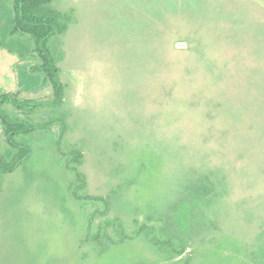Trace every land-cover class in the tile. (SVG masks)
<instances>
[{"label": "rangeland", "instance_id": "rangeland-1", "mask_svg": "<svg viewBox=\"0 0 264 264\" xmlns=\"http://www.w3.org/2000/svg\"><path fill=\"white\" fill-rule=\"evenodd\" d=\"M51 6L66 25L51 40L65 99L4 104L47 125L0 170V264H264V0ZM12 17L0 0V95L52 100ZM0 150L18 152L1 119ZM76 151L81 192L107 206L73 195Z\"/></svg>", "mask_w": 264, "mask_h": 264}, {"label": "trees", "instance_id": "trees-1", "mask_svg": "<svg viewBox=\"0 0 264 264\" xmlns=\"http://www.w3.org/2000/svg\"><path fill=\"white\" fill-rule=\"evenodd\" d=\"M53 1L12 0L13 17L10 31L12 34L28 36V39L33 41L34 52L41 61L38 69L52 83L54 92L52 100L49 101L21 100L17 95L9 92L0 95V119L4 126L6 139L12 147L18 150L15 158L10 162L0 150V170L5 173L13 172L30 155V145L24 140H18V137L27 136L37 128L46 127L47 124L35 125L25 119L13 116L4 108V104L9 102L15 107L27 105L56 107L61 105L65 99V86L60 77L56 57L51 50V40L57 33L63 32L66 25L62 28L64 16L59 10L51 6ZM82 156L83 152L76 151L67 162V167L74 172L76 177V181L72 184V193L80 200L102 201L107 206L108 202L105 196L81 192L87 184L86 177L79 168ZM73 162L76 164L73 165ZM102 211H106V209ZM114 220L118 222L119 230L123 232L121 221L117 218Z\"/></svg>", "mask_w": 264, "mask_h": 264}]
</instances>
